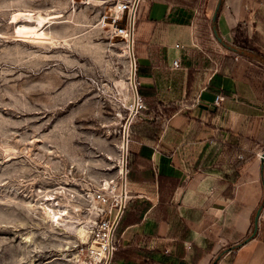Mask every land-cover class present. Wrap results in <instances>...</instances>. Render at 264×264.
<instances>
[{
	"label": "crops",
	"instance_id": "crops-1",
	"mask_svg": "<svg viewBox=\"0 0 264 264\" xmlns=\"http://www.w3.org/2000/svg\"><path fill=\"white\" fill-rule=\"evenodd\" d=\"M193 1L145 0L136 15L140 82L177 110L155 140L130 141L135 154L151 149L154 178L129 183L126 198L150 206L117 247L125 251L136 236L156 256L125 253L111 264H264V165L256 156L264 149V0H206L205 27ZM198 52L213 65H197ZM143 116L133 123L153 119ZM163 178L170 182L159 190Z\"/></svg>",
	"mask_w": 264,
	"mask_h": 264
},
{
	"label": "rangeland",
	"instance_id": "rangeland-1",
	"mask_svg": "<svg viewBox=\"0 0 264 264\" xmlns=\"http://www.w3.org/2000/svg\"><path fill=\"white\" fill-rule=\"evenodd\" d=\"M110 2L0 0V264H76L91 195L119 191L133 99Z\"/></svg>",
	"mask_w": 264,
	"mask_h": 264
},
{
	"label": "trees",
	"instance_id": "trees-1",
	"mask_svg": "<svg viewBox=\"0 0 264 264\" xmlns=\"http://www.w3.org/2000/svg\"><path fill=\"white\" fill-rule=\"evenodd\" d=\"M206 0H194L191 4H189L190 7L197 8L198 10V16L197 19L199 20L200 24L205 27L206 18L204 14L202 13L204 8V3ZM221 2L219 3L220 6ZM137 24V21H135V25ZM194 54V52H191ZM196 60L198 62H201V64H197L201 66L203 63L205 66L210 67L212 66V62L206 61L205 57L201 53H195ZM227 61H229L227 59ZM189 83L192 82V74L193 70L192 68L189 69ZM142 77V71L141 66L136 61V71H135V79L137 83V94L143 101L146 110L143 111V113L150 112L153 115L152 120L142 121L137 124H131L129 126L128 131V143L133 138H140L143 137L147 140H155L160 132L164 129L166 121L170 117V115L177 110V106L172 103H161L158 101L156 97V91L153 86L149 85H143L140 82V78ZM128 150V148H127ZM150 153L151 149L147 146H142L139 154L133 153L130 149L128 151V157H127V182H152L153 181V174L151 171V163H150ZM143 161H141V160ZM143 163L142 165L144 168L142 170H139L138 164ZM160 179V176L157 178ZM170 181L166 178H163L162 181H159V190L164 187L166 184ZM150 204L148 202H141L138 204L133 198H130L125 203L122 215L120 216V219L117 223V226L114 231L113 241L116 245V250L112 253V257L110 260V264L116 260L118 256H122L125 253H135L140 254L144 256L145 258H149V260H153L156 256L155 251H147L141 246H138V237H134L131 242L127 245V248L125 251L118 249L117 242L118 239L122 233V231L129 225L137 224L140 222L143 213L147 211ZM161 206V204H156L155 208L158 209Z\"/></svg>",
	"mask_w": 264,
	"mask_h": 264
},
{
	"label": "built area",
	"instance_id": "built-area-1",
	"mask_svg": "<svg viewBox=\"0 0 264 264\" xmlns=\"http://www.w3.org/2000/svg\"><path fill=\"white\" fill-rule=\"evenodd\" d=\"M134 1L135 0H111L109 14H106L102 18L103 27L111 36H119L121 38L127 36L128 39L129 20ZM144 2L145 0H137L134 12V28L136 14ZM225 39V36L219 38V40ZM175 47L178 48L179 45H175ZM172 66L174 68H179L180 59H174L172 61ZM220 101L221 97L218 95L214 99V104L219 106ZM144 110H146V107L138 96L135 112L139 115L143 114ZM256 156L260 163L264 165V149L256 152ZM240 157L241 156H239V158ZM119 190L121 191V184ZM111 192V194H92L90 197L91 210L89 215L91 219L86 224V235L84 239L76 245V253L74 256L76 264H104L108 257V253L111 252L112 255L116 250L113 236L117 225L113 229L112 225L122 197H120L118 193L116 194L114 190H111ZM125 192H127V183ZM128 197L126 199L124 197L125 203Z\"/></svg>",
	"mask_w": 264,
	"mask_h": 264
},
{
	"label": "water",
	"instance_id": "water-1",
	"mask_svg": "<svg viewBox=\"0 0 264 264\" xmlns=\"http://www.w3.org/2000/svg\"><path fill=\"white\" fill-rule=\"evenodd\" d=\"M137 0L134 1L132 11L130 14V20H129V29H128V39H127V44H128V59L130 62V76H129V86L132 91V108L129 111V114L126 118V121L124 123L123 131H122V148H121V170H120V184H121V202L120 206L118 209V212L116 214V217L113 221L112 229L117 225L120 216L122 215L125 202H124V194H125V188H126V183H127V157H128V151H127V144H128V131H129V126L131 125L133 116L136 111V103H137V85H136V79H135V71H136V61L134 57V51H133V43H134V12L136 8ZM260 214V209H258L255 218H254V229L252 236L255 235L257 231V223H258V217ZM111 252L108 253V257L105 260L104 264H110L111 260Z\"/></svg>",
	"mask_w": 264,
	"mask_h": 264
},
{
	"label": "bare ground",
	"instance_id": "bare-ground-1",
	"mask_svg": "<svg viewBox=\"0 0 264 264\" xmlns=\"http://www.w3.org/2000/svg\"><path fill=\"white\" fill-rule=\"evenodd\" d=\"M26 35H28V34H26ZM30 37H32V38H40V37H42L41 35H36V34H30L29 35V38ZM38 38V39H39ZM35 39L33 40V39H31V40H33V41H35ZM126 41H127V36L124 38ZM31 40H24V41H31ZM37 40V39H36ZM40 40V39H39ZM38 40V41H39ZM45 41H48V40H45ZM43 42V41H42ZM127 50H128V44H127ZM130 64V63H129ZM125 81V80H124ZM122 82V81H120L119 83H117L118 85H120V88H127L128 87V84H129V82H128V80H127V82ZM132 107V106H131ZM137 115V113L135 112V114H134V116H133V118L135 117ZM133 120V119H132ZM122 147V142H121V144H120V148ZM119 169L121 170V161H120V164H119ZM109 185V182H105V186H106V188H107V186ZM118 195L120 196V197H122V195H121V191L119 190V192H118ZM126 192H125V194H124V197H125V199H126ZM47 209V213H48V216H49V218H50V220L51 221H53V222H56V223H58V222H60V220H63V215L66 213V211L65 210H52L51 208H46ZM81 229V228H80ZM83 230V229H82ZM81 230V231H82Z\"/></svg>",
	"mask_w": 264,
	"mask_h": 264
}]
</instances>
